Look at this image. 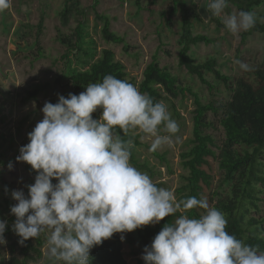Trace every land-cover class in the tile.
<instances>
[{
    "label": "clouds",
    "instance_id": "clouds-1",
    "mask_svg": "<svg viewBox=\"0 0 264 264\" xmlns=\"http://www.w3.org/2000/svg\"><path fill=\"white\" fill-rule=\"evenodd\" d=\"M10 6L11 0H0V13ZM208 7L220 17L228 0H210ZM256 22L251 11L223 19L233 35ZM237 63L243 71L251 70L247 63ZM40 111L43 118L16 157L36 173L34 183L26 185L27 195L22 189L11 192L16 201L10 207L12 231L19 244L47 233L45 257L50 264H90L91 250L114 234H121L123 241L124 234L180 211L145 246L144 264H264V252L229 234L224 214L206 199L193 196L176 202L172 191L157 187L130 163L132 141L120 133L138 130L151 138L149 151L155 152L171 145L180 131L163 102L109 74L78 95L58 94L56 103L45 101ZM8 169H13L12 162ZM194 208L205 214L190 218L186 213ZM7 227L0 220V245L7 244Z\"/></svg>",
    "mask_w": 264,
    "mask_h": 264
},
{
    "label": "trees",
    "instance_id": "trees-1",
    "mask_svg": "<svg viewBox=\"0 0 264 264\" xmlns=\"http://www.w3.org/2000/svg\"><path fill=\"white\" fill-rule=\"evenodd\" d=\"M140 1L136 0V3L139 5ZM170 1L171 5L163 17L170 26L171 17L177 11L180 12L178 66L184 68L190 76L198 78L211 91L213 86L206 79V75H213L216 81L230 91L231 97L227 102L205 103L198 92L184 85L170 69L162 67L155 56L146 65L138 81L137 77L130 76L125 65L116 58L112 50L104 48L97 54L92 49L85 52L83 47L87 43L84 41L83 22H79L75 28L73 39L60 38L61 43L68 47L65 59L68 60L74 51L82 52L88 57L79 63L82 68L70 72L69 89L64 96L67 97L69 93L78 95L89 83L101 82L104 76L109 74L127 80L156 102L183 100L190 96L194 106L191 117L192 136L187 141L186 149L178 155L182 173L179 175L180 185L174 191L176 202L193 196L197 199H206L210 207L224 214L227 220L226 231L229 234L264 252V216H259V203L263 200L261 196L264 195V70L254 69L251 75L254 76L255 83H251L244 78L232 79L224 74L214 58L196 62L190 55L191 49L200 44H214L216 40L193 32L194 22L203 21L200 4L193 0ZM262 3L263 0H228L225 12L229 15L231 8H235L237 12H255L254 8L261 6ZM74 14L84 17L85 11L80 8L78 0H65L60 13L61 24L66 26ZM97 17L102 22L100 33L103 41L114 46H122L123 52H127L125 39L110 29L109 18L104 15ZM256 17L255 26L248 31H242L240 46L254 34L264 35V16L263 21L257 14ZM211 19L217 27L222 28L216 16L212 15ZM39 55L42 56L43 53ZM48 87V84H37L27 93L24 100L37 99L38 94ZM174 114L180 118L176 110ZM93 116L98 118L99 111ZM218 132L220 138L216 134ZM120 134L124 140L132 141L130 163L139 171H146L154 177L157 173L155 168L145 162L140 163L137 158L138 148L145 147L148 150L150 148L144 141L145 134L138 130H130L127 135ZM150 153L166 167L169 174L174 175L166 154L157 151ZM1 157L0 154V163L3 166L7 165L1 161ZM28 170L36 175L31 167H28ZM55 182L54 180L53 183ZM224 185L228 186V190L221 194L220 190ZM156 186L165 187L162 184ZM205 211L194 208L186 215L190 218H199ZM179 215L180 211L166 217L159 224L126 233L123 241L120 239L121 234H114L102 245L91 250L90 264H144L141 256L145 246L151 244L165 223H173ZM3 220L8 223L4 234L7 240L8 264H30L31 261L44 258L42 250L46 244L45 233H41L35 239L30 238L21 245L18 243L20 238L12 231L15 217L5 212ZM3 249L0 246V256ZM45 262L50 264L46 257Z\"/></svg>",
    "mask_w": 264,
    "mask_h": 264
},
{
    "label": "rangeland",
    "instance_id": "rangeland-1",
    "mask_svg": "<svg viewBox=\"0 0 264 264\" xmlns=\"http://www.w3.org/2000/svg\"><path fill=\"white\" fill-rule=\"evenodd\" d=\"M78 1L85 15L81 17L74 14L66 26L61 24L60 19L65 0H11V6L0 13V154L1 161L7 163L5 166L0 163V220H3L5 212L10 213V207L16 203L11 192L22 189L27 195L26 185L34 183L35 174L28 170L30 165L17 162L16 157L20 147L28 143L27 134L43 118L40 109L45 101L56 103L58 94L65 95L69 89L70 72L82 68L79 63L88 58L77 51L72 52L68 60L64 57L68 47L61 43L60 38L73 39L79 22L84 23V41L87 43L83 50L90 52L92 49L95 54L104 48L112 50L130 76L137 77L138 81L146 65L155 56L162 67L170 69L184 85L198 92L205 103L227 102L231 97L230 91L213 75H206L213 86L211 91L198 78L190 76L178 66L180 12L177 11L171 17L170 26L163 17L171 5L170 0H141L139 5L136 0ZM193 1L200 4L203 18L201 23L194 22L193 32L214 38L216 42L193 47L190 55L196 62L214 58L218 68L232 79L244 78L255 83L251 72L256 68L264 70V35L254 34L240 46L242 32L233 35L226 29L223 23L224 15H228L226 12L220 17L216 16L222 24V28H219L211 19L213 14L208 7L210 0ZM254 11L263 21L264 0ZM233 13L239 12L231 8L230 14ZM103 15L109 18L110 29L125 39L127 52H123L122 46L103 41L100 33L102 22L97 17ZM40 53L43 55L40 56ZM237 61L247 63L251 70L243 71ZM37 84H48L49 87L41 91L37 99L25 101L27 93ZM164 104L172 119L178 123L180 131L173 136L171 145H164L157 152L166 154L174 175L169 174L166 167L145 147L138 148L137 158L140 163L145 162L154 167L157 173L151 177L148 172H141L147 173L155 184L164 185L174 194L180 185L179 175L182 173L178 155L186 149L187 141L192 136L194 106L190 96L183 100H166ZM175 110L180 118L174 114ZM216 134L220 138V133ZM144 141L150 146V137L145 136ZM9 162L13 164L12 170L8 169ZM226 190L228 186L224 185L220 193L224 194ZM261 198L259 216H264V195ZM0 246L4 248L1 250L0 264H8L7 244ZM42 251L44 258L31 261L30 264H46V244Z\"/></svg>",
    "mask_w": 264,
    "mask_h": 264
}]
</instances>
